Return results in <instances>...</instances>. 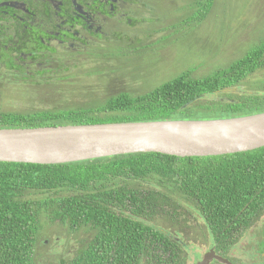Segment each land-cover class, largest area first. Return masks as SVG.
<instances>
[{"label": "trees", "instance_id": "1", "mask_svg": "<svg viewBox=\"0 0 264 264\" xmlns=\"http://www.w3.org/2000/svg\"><path fill=\"white\" fill-rule=\"evenodd\" d=\"M146 1L147 21L160 16ZM213 2L189 3L192 13L173 27L203 20ZM263 69L264 36L209 76L188 69L152 90L120 91L97 106L0 112V129L264 113V80L254 93L242 89ZM263 210L264 147L216 157L137 153L60 165L0 162V264H34L41 221L83 236L65 264H185L194 246L188 235L203 227L219 247L228 230Z\"/></svg>", "mask_w": 264, "mask_h": 264}, {"label": "rangeland", "instance_id": "2", "mask_svg": "<svg viewBox=\"0 0 264 264\" xmlns=\"http://www.w3.org/2000/svg\"><path fill=\"white\" fill-rule=\"evenodd\" d=\"M193 1L148 0L161 17L151 14L147 21L145 12L144 22L129 33L135 37L133 44L89 51L69 67V78L59 82L23 84L0 78V112L97 106L120 91L135 95L152 90L188 69L197 78L206 77L241 58L263 38L264 0H214L203 20L173 27L192 13L187 5ZM263 80L264 69L251 75L242 89L254 93ZM77 234L41 221L34 264H65L83 239Z\"/></svg>", "mask_w": 264, "mask_h": 264}, {"label": "flooded vegetation", "instance_id": "3", "mask_svg": "<svg viewBox=\"0 0 264 264\" xmlns=\"http://www.w3.org/2000/svg\"><path fill=\"white\" fill-rule=\"evenodd\" d=\"M145 9V0H0V78L23 84L69 78V67L89 51L133 44L129 33L144 22ZM239 225L219 247L203 227L199 236L188 235L193 256L185 264L206 254L208 264H264V210Z\"/></svg>", "mask_w": 264, "mask_h": 264}, {"label": "water", "instance_id": "4", "mask_svg": "<svg viewBox=\"0 0 264 264\" xmlns=\"http://www.w3.org/2000/svg\"><path fill=\"white\" fill-rule=\"evenodd\" d=\"M262 147L264 113L214 120L0 129V162L15 164L60 165L137 153L216 157ZM211 259L206 254L197 264Z\"/></svg>", "mask_w": 264, "mask_h": 264}]
</instances>
